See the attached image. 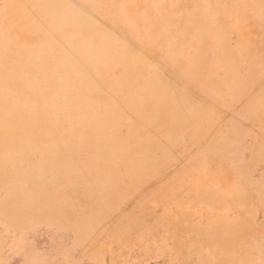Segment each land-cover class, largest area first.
I'll use <instances>...</instances> for the list:
<instances>
[{
  "label": "rangeland",
  "instance_id": "obj_1",
  "mask_svg": "<svg viewBox=\"0 0 264 264\" xmlns=\"http://www.w3.org/2000/svg\"><path fill=\"white\" fill-rule=\"evenodd\" d=\"M0 264H264V0H0Z\"/></svg>",
  "mask_w": 264,
  "mask_h": 264
}]
</instances>
